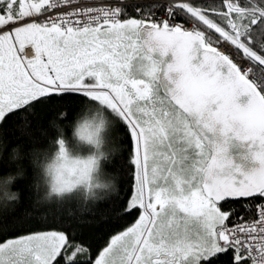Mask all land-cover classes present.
Listing matches in <instances>:
<instances>
[{
	"label": "snow or ice",
	"instance_id": "1",
	"mask_svg": "<svg viewBox=\"0 0 264 264\" xmlns=\"http://www.w3.org/2000/svg\"><path fill=\"white\" fill-rule=\"evenodd\" d=\"M257 69L264 0H0V132L46 135L45 123L102 105L123 132L116 142H128L122 166L131 180L108 215L138 213L95 257L85 239L98 223L91 201L32 202L25 215L41 231L0 213V264H264ZM232 137L249 142L257 167L234 163Z\"/></svg>",
	"mask_w": 264,
	"mask_h": 264
},
{
	"label": "clouds",
	"instance_id": "2",
	"mask_svg": "<svg viewBox=\"0 0 264 264\" xmlns=\"http://www.w3.org/2000/svg\"><path fill=\"white\" fill-rule=\"evenodd\" d=\"M116 127L114 114L96 103L82 105L67 128L57 123V135L50 139L49 145L29 153L40 187L37 201L51 203L78 195L97 202L118 191L119 177L106 167L120 151L114 142ZM20 149V145L11 149L13 163L23 159ZM2 154L0 148V157ZM23 174L22 166L0 174V211L19 201L20 192L13 186Z\"/></svg>",
	"mask_w": 264,
	"mask_h": 264
},
{
	"label": "trees",
	"instance_id": "3",
	"mask_svg": "<svg viewBox=\"0 0 264 264\" xmlns=\"http://www.w3.org/2000/svg\"><path fill=\"white\" fill-rule=\"evenodd\" d=\"M80 108L81 107H77L74 110L75 113ZM72 119L73 118L68 121H58L57 123L67 128L69 122H71ZM44 127L47 129L46 135H41L39 131H34V136L32 137L23 135L18 129L4 131L2 132L3 144L0 145L3 153L2 157H0V174H7L10 171H16L18 166H22L24 170L23 178L17 179L13 186L20 192L19 201L6 206L2 211H0V213H5L6 220H15L16 223L22 226L24 229H31L33 231H41L46 229L42 228L41 225L35 223L25 215V210L31 205L32 202L37 200V195L40 191L35 170L30 163L29 153L34 148H45L49 145L50 139L57 135L55 127H48L46 123ZM114 136L122 137L123 132L116 131L114 132ZM33 139H35L37 142L33 143ZM114 142L118 144L120 151L106 167L110 172L116 173L118 175L119 189L115 193L108 194L99 201L91 203V206L96 213L95 219L98 223L90 231L86 232L85 239L92 245L93 255L105 245V242L110 234L117 230L123 229L124 226L135 220V218L138 216V213L134 212L132 216H126L122 219L116 220L108 215L110 202L115 199L117 195L123 198L126 196V194H131V180L126 174L125 168L122 166V160L127 155L126 152L122 151V149L127 146L128 142L126 140L116 142L115 139ZM15 145L21 146L20 150L23 154V159L17 163H13L10 160L11 149ZM20 234H25V232H21Z\"/></svg>",
	"mask_w": 264,
	"mask_h": 264
},
{
	"label": "water",
	"instance_id": "4",
	"mask_svg": "<svg viewBox=\"0 0 264 264\" xmlns=\"http://www.w3.org/2000/svg\"><path fill=\"white\" fill-rule=\"evenodd\" d=\"M163 59L166 62H172L173 56L169 52ZM200 59H202V50L197 51L194 63L198 62ZM248 101L249 97L246 94H243L237 98V102L241 105L247 104ZM192 119L193 121L196 120L195 114L192 116ZM217 128H219V126H217ZM208 135L210 139L220 138V133L218 131L215 136H213L212 133H209ZM251 151L252 149H250L249 142L247 141H241L238 138L232 137L228 143V155L233 159L235 164H239L246 172L258 166V162L253 160L251 156Z\"/></svg>",
	"mask_w": 264,
	"mask_h": 264
},
{
	"label": "built area",
	"instance_id": "5",
	"mask_svg": "<svg viewBox=\"0 0 264 264\" xmlns=\"http://www.w3.org/2000/svg\"><path fill=\"white\" fill-rule=\"evenodd\" d=\"M178 1H181V0H177V2H178ZM157 15L161 16V18H164V13H163V12H159V13H157ZM175 22H176V23H180V22H183V21H181V20L178 19V20H176ZM185 27L188 28V29H191L192 25H191V23H187V24L185 25ZM214 46H215V45H214ZM226 47H227V45L221 46L218 50L221 51V52H224L225 49H226ZM27 49H28L29 51H32V52H33V50H32L30 47L27 48ZM260 71H264V70H262V69H257L256 74L258 75Z\"/></svg>",
	"mask_w": 264,
	"mask_h": 264
},
{
	"label": "flooded vegetation",
	"instance_id": "6",
	"mask_svg": "<svg viewBox=\"0 0 264 264\" xmlns=\"http://www.w3.org/2000/svg\"><path fill=\"white\" fill-rule=\"evenodd\" d=\"M134 221L135 220H133V221H131L130 223H128L126 226H124V228L123 229H125V228H127L128 226H130L132 223H134ZM123 229H121V230H117V231H115V232H113L112 234H110L109 236H108V238H107V240H106V242H105V245L104 246H102L94 255H93V257H95V255H97L98 254V252L100 251V250H102L103 249V247H105L106 246V244H107V242H108V240H109V238H110V236L111 235H113V234H115L116 232H118V231H122Z\"/></svg>",
	"mask_w": 264,
	"mask_h": 264
},
{
	"label": "rangeland",
	"instance_id": "7",
	"mask_svg": "<svg viewBox=\"0 0 264 264\" xmlns=\"http://www.w3.org/2000/svg\"><path fill=\"white\" fill-rule=\"evenodd\" d=\"M178 2H182V1H178Z\"/></svg>",
	"mask_w": 264,
	"mask_h": 264
}]
</instances>
